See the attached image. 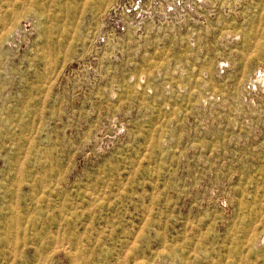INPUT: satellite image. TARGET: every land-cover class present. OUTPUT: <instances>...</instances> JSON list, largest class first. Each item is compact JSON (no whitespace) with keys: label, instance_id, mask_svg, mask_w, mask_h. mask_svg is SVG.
I'll use <instances>...</instances> for the list:
<instances>
[{"label":"rangeland","instance_id":"1","mask_svg":"<svg viewBox=\"0 0 264 264\" xmlns=\"http://www.w3.org/2000/svg\"><path fill=\"white\" fill-rule=\"evenodd\" d=\"M0 264H264V0H0Z\"/></svg>","mask_w":264,"mask_h":264}]
</instances>
